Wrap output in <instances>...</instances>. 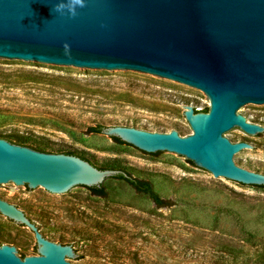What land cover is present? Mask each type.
<instances>
[{
    "label": "rangeland",
    "instance_id": "rangeland-1",
    "mask_svg": "<svg viewBox=\"0 0 264 264\" xmlns=\"http://www.w3.org/2000/svg\"><path fill=\"white\" fill-rule=\"evenodd\" d=\"M209 102L193 87L138 72L85 74L32 61L0 62V134L48 152L74 151L95 165H114L146 179L164 200L157 207L123 179H109L105 196L80 188L54 196L18 185L0 192L25 210L49 240L71 244L77 264H264V188L221 182L184 156L151 157L102 132L101 124L167 132L192 130L183 107ZM264 117V108L243 110ZM258 148L240 154L249 170L264 173V138L244 131L228 137ZM37 254L34 232L0 213V243Z\"/></svg>",
    "mask_w": 264,
    "mask_h": 264
},
{
    "label": "water",
    "instance_id": "water-1",
    "mask_svg": "<svg viewBox=\"0 0 264 264\" xmlns=\"http://www.w3.org/2000/svg\"><path fill=\"white\" fill-rule=\"evenodd\" d=\"M15 60L85 74L134 71L193 87L208 106L165 97L185 109L189 134L180 126L152 131L148 124L103 125L101 132L151 157L184 156L223 183L264 185V173L240 162V154L258 147L228 139L241 130L264 138V117L243 112L264 108V0H0V62ZM118 172L0 137V192L16 184L35 195L44 188L67 196L82 187H104L120 179L112 177ZM0 213L34 232L37 252L25 255L27 241L0 243V264L80 262L71 244L49 240L28 212L1 194Z\"/></svg>",
    "mask_w": 264,
    "mask_h": 264
},
{
    "label": "trees",
    "instance_id": "trees-1",
    "mask_svg": "<svg viewBox=\"0 0 264 264\" xmlns=\"http://www.w3.org/2000/svg\"><path fill=\"white\" fill-rule=\"evenodd\" d=\"M206 110H207V107H205V108L202 109V111H206ZM195 111H197V110L195 109ZM102 126L103 125H101V124H97V125H94V126H90L89 127V130L90 131H93V132H98L99 133V132H101ZM111 138L114 141H116V142L125 143V142L121 141L117 137L111 136ZM35 149H37V148H35ZM38 150H41V149H38ZM158 152H160V151H157V152L152 153V154H156ZM65 153H70V154L78 155L81 158H83L85 160H88L90 163H92L93 165H95L88 157H86L84 155H79V154H76L74 151H69V150L68 151H65ZM95 166H97V165H95ZM97 167L98 168H101V169H103V168H115V169H118L119 172L117 174H115L114 176H112V177L121 178V179L125 180L131 187H133L135 189V191L142 192V193L146 194L148 197H150L157 207L165 206V205L168 204V201L162 199L153 190V188L151 186V183L148 180L142 179V178H138V177H134L130 173H128L126 170H124L122 168H119V167H116L114 165H98ZM254 186H256L258 188H264V185H254ZM87 188L93 194H96V195H99V196H105L106 195V192H105V190H104V188H103L102 185H100V186H91V187H87ZM20 256H24V254L21 253Z\"/></svg>",
    "mask_w": 264,
    "mask_h": 264
},
{
    "label": "clouds",
    "instance_id": "clouds-1",
    "mask_svg": "<svg viewBox=\"0 0 264 264\" xmlns=\"http://www.w3.org/2000/svg\"><path fill=\"white\" fill-rule=\"evenodd\" d=\"M77 3H79V0H76Z\"/></svg>",
    "mask_w": 264,
    "mask_h": 264
}]
</instances>
